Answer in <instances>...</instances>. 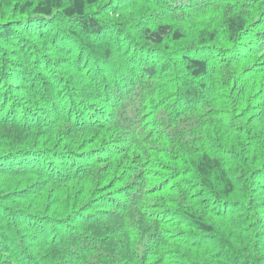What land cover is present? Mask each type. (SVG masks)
I'll list each match as a JSON object with an SVG mask.
<instances>
[{
    "label": "trees",
    "instance_id": "16d2710c",
    "mask_svg": "<svg viewBox=\"0 0 264 264\" xmlns=\"http://www.w3.org/2000/svg\"><path fill=\"white\" fill-rule=\"evenodd\" d=\"M0 264H264V0H0Z\"/></svg>",
    "mask_w": 264,
    "mask_h": 264
}]
</instances>
